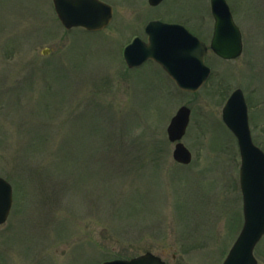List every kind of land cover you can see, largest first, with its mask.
Wrapping results in <instances>:
<instances>
[{
  "label": "rangeland",
  "instance_id": "1",
  "mask_svg": "<svg viewBox=\"0 0 264 264\" xmlns=\"http://www.w3.org/2000/svg\"><path fill=\"white\" fill-rule=\"evenodd\" d=\"M100 1L112 21L87 32L65 30L52 0H0V177L13 188L0 264H101L147 252L166 264H222L243 226L240 154L222 109L240 89L264 152V0H225L242 53L223 60L209 49L210 76L195 93L153 61L128 69L123 49L145 41L155 20L209 47L210 0ZM183 106L188 165L173 160L167 136ZM254 257L264 264V237Z\"/></svg>",
  "mask_w": 264,
  "mask_h": 264
},
{
  "label": "water",
  "instance_id": "2",
  "mask_svg": "<svg viewBox=\"0 0 264 264\" xmlns=\"http://www.w3.org/2000/svg\"><path fill=\"white\" fill-rule=\"evenodd\" d=\"M55 14L66 29L100 31L112 19V8L100 0H52ZM163 0H148L158 6ZM214 19L209 49L223 60H234L242 53L241 33L225 0H210ZM147 42L135 38L123 53L126 66L137 68L148 60L156 62L183 92L195 93L208 80L210 69L204 58L206 44L178 24L152 21L145 28ZM44 53V52H43ZM190 118L189 108L178 109L167 127L168 140L174 143L173 160L190 164L192 155L182 144ZM222 120L236 137L239 154V186L243 204L242 229L222 264H257L254 249L264 236V152L254 145L248 122V108L240 89L229 96L222 109ZM13 204L11 184L0 177V225L7 221ZM102 264H166L161 257L145 253L130 260Z\"/></svg>",
  "mask_w": 264,
  "mask_h": 264
},
{
  "label": "bare ground",
  "instance_id": "3",
  "mask_svg": "<svg viewBox=\"0 0 264 264\" xmlns=\"http://www.w3.org/2000/svg\"><path fill=\"white\" fill-rule=\"evenodd\" d=\"M102 109V111H104V112H107V109L106 108H101ZM101 110H100V112H102ZM111 121V113L110 114H108V122H110ZM92 123H91V127H92V129L91 130H95V128L96 127H98L99 125H97V123H96V121L95 120H92L91 121ZM104 123H105V121H103V128H105L106 126H104ZM99 129H101V127L99 126ZM219 142H221L222 143V141H220L219 140Z\"/></svg>",
  "mask_w": 264,
  "mask_h": 264
}]
</instances>
